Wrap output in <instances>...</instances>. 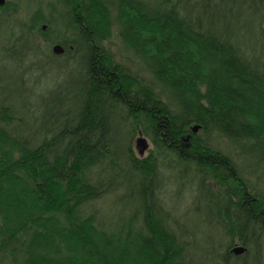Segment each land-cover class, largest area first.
<instances>
[{
  "label": "trees",
  "instance_id": "trees-1",
  "mask_svg": "<svg viewBox=\"0 0 264 264\" xmlns=\"http://www.w3.org/2000/svg\"><path fill=\"white\" fill-rule=\"evenodd\" d=\"M60 4L61 28L37 7L3 50L8 58L34 55L30 65L41 68L76 62L79 76L69 74L39 107L0 97V264H190L191 245L173 229L159 196V167L177 173L176 164L192 168L196 186L215 197L214 219L228 242L216 264H250L251 246L252 260L261 256L264 0ZM18 12L7 0L0 23ZM113 31L142 74L106 48ZM41 37L62 52L44 51ZM128 122L125 145L116 131ZM136 133L152 145L144 158L131 147ZM108 169L118 171L117 184L103 179ZM130 187L140 212L117 230L100 224L93 204ZM233 243L243 254L231 253Z\"/></svg>",
  "mask_w": 264,
  "mask_h": 264
},
{
  "label": "rangeland",
  "instance_id": "rangeland-1",
  "mask_svg": "<svg viewBox=\"0 0 264 264\" xmlns=\"http://www.w3.org/2000/svg\"><path fill=\"white\" fill-rule=\"evenodd\" d=\"M12 1L17 3L19 9L15 21L0 23V87L5 90L4 92L0 91V97H7L9 101L19 98L20 102L32 103L39 107L43 100L48 101L52 98L53 90L58 85L64 84L65 79L70 77L69 74H71L72 79L78 78L79 68L76 62L68 68L54 63H49V66L46 68H41L39 64L33 66L30 65V62L35 56L29 53L24 56L5 57L3 50L7 45V40L19 34L18 22L24 23L25 18L35 8L41 7L44 15L55 17L58 23L57 28L62 27L60 19L62 6L60 0ZM48 5L55 7L56 11L51 12L47 7ZM43 27L42 31L45 32L47 27L42 25ZM38 41L47 53L50 51L56 54L59 53L57 50H53L55 46L59 45L51 44L50 46H45L44 42H42V37ZM105 46L117 63L124 65L135 74H142L139 60L123 48L115 31H113L112 37L105 43ZM20 80H23L24 83H21ZM26 119H31L30 114H26ZM117 122L119 120H116L115 124ZM129 129L130 125L128 122L123 123V126H120V130L116 131L122 137L123 144L125 145L127 143L125 140L126 131ZM29 131H33L32 125L29 127ZM139 140L144 142V147L138 144ZM207 141L216 145L218 140L214 136H210L207 138ZM131 147L139 158H144L152 148V145L147 138L136 133L131 140ZM217 147L223 148L220 145H217ZM245 162L248 167L254 170V163L251 165V162L247 160ZM182 165H175V168H180L177 173V169L169 173L166 169L161 168V166L159 167V172L163 176L165 183L163 188L159 190L161 191L159 192V196L164 199L165 208L170 210L169 219L171 220L174 217L171 220L173 229H176L192 246L187 247L185 253L186 259L190 260V264H216L218 262L217 256L225 251L228 242L224 237L222 229L216 225L214 219L215 211L217 210L215 197L206 187L201 185L196 186V176H194L192 168H189L188 172H184ZM243 167H246L244 162ZM117 173L118 171L116 170L108 169L105 171L103 179H105L106 183L117 184L120 180V178H116ZM255 175L258 179L263 178L260 172ZM129 189L134 190L133 187ZM128 190H120L118 193L104 197L100 202L93 204L92 209L96 212L100 224H104L112 230H117L125 225L128 216L133 215L135 211L137 213L140 212L142 204L138 195L135 198L137 190H134L132 199L126 198ZM257 191L262 193L263 187L261 190L258 188ZM89 211H91L90 208ZM234 247L246 249L238 245V243H233L232 248ZM260 253L261 256L258 257L256 255L255 259L252 260L254 248L251 246L246 260L250 264H264V245Z\"/></svg>",
  "mask_w": 264,
  "mask_h": 264
},
{
  "label": "water",
  "instance_id": "water-1",
  "mask_svg": "<svg viewBox=\"0 0 264 264\" xmlns=\"http://www.w3.org/2000/svg\"><path fill=\"white\" fill-rule=\"evenodd\" d=\"M4 4H5V0H0V7L3 6ZM42 29H44V27ZM53 50L54 51L57 50L59 53L62 52V49L59 46H55L53 48ZM193 132H196V128H193ZM138 144L140 146L144 147V142L142 140H139ZM244 251H245V249L242 247H234L231 249V253L236 255V256L243 254Z\"/></svg>",
  "mask_w": 264,
  "mask_h": 264
},
{
  "label": "bare ground",
  "instance_id": "bare-ground-1",
  "mask_svg": "<svg viewBox=\"0 0 264 264\" xmlns=\"http://www.w3.org/2000/svg\"><path fill=\"white\" fill-rule=\"evenodd\" d=\"M2 7V6H1Z\"/></svg>",
  "mask_w": 264,
  "mask_h": 264
}]
</instances>
